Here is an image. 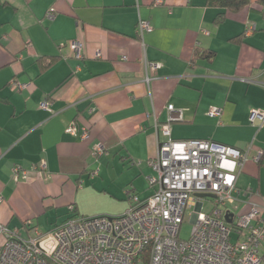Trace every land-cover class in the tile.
<instances>
[{
    "label": "crops",
    "instance_id": "crops-1",
    "mask_svg": "<svg viewBox=\"0 0 264 264\" xmlns=\"http://www.w3.org/2000/svg\"><path fill=\"white\" fill-rule=\"evenodd\" d=\"M153 3L0 0L1 224L49 232L75 213L122 214L130 188L149 195L148 161L167 140L169 103L183 112L170 123L172 139L250 148L236 195L264 218V167L255 159L264 126L249 122L252 109L264 110V0L222 22L207 0ZM139 19L151 29L140 32ZM73 40L83 43L81 58ZM198 49L215 56L193 61ZM211 107L221 116H209ZM72 123L77 135L67 131Z\"/></svg>",
    "mask_w": 264,
    "mask_h": 264
},
{
    "label": "built area",
    "instance_id": "built-area-1",
    "mask_svg": "<svg viewBox=\"0 0 264 264\" xmlns=\"http://www.w3.org/2000/svg\"><path fill=\"white\" fill-rule=\"evenodd\" d=\"M162 3L154 0L155 5ZM47 17H54L51 9ZM138 29L144 32L151 25L139 19ZM246 29L254 30L255 24ZM70 47L81 58L83 43L73 40ZM41 108L50 110V102L44 101ZM167 109L162 127L167 140L159 142L158 154L148 161L155 172L149 178V195L128 190V207L122 214L72 217L49 232L32 225L21 233L0 223V234L5 236L0 264H264V218L256 204L236 195L240 194L237 177L250 148L206 139H172L170 123L182 119L183 112L172 103ZM221 113L220 107L208 111L213 117ZM249 122L264 125V110L252 109ZM78 130L73 123L67 127L73 135ZM80 135L87 138L89 132L85 128ZM41 166L45 167L44 161ZM13 172L18 175L19 167ZM205 198L212 202L209 212L203 211ZM241 202L244 207L238 212ZM187 214L192 230L183 239L180 231Z\"/></svg>",
    "mask_w": 264,
    "mask_h": 264
},
{
    "label": "trees",
    "instance_id": "trees-1",
    "mask_svg": "<svg viewBox=\"0 0 264 264\" xmlns=\"http://www.w3.org/2000/svg\"><path fill=\"white\" fill-rule=\"evenodd\" d=\"M250 2H251V0H207V4L208 5L214 6V7L219 9V11H218V13L216 15V19H215L216 22H222L225 19V17L228 15V13H236V12L242 11L244 8L249 6ZM262 11H263V14H264V8H263ZM236 40L240 41L241 39H240V37H237V38L233 39V41H236ZM214 56H215V51L214 50H210V49L199 50L198 49L195 52V55L193 57V61H197L198 59H205L207 61H211L214 58ZM52 60H53V58L50 59V62ZM263 126L264 125H262L261 127H263ZM257 127H259L258 124H257ZM89 137H90V133H89L87 138H89ZM87 138H84V139H87ZM244 149H246V148H244ZM96 153H98V152H96ZM249 153H250V149H249ZM257 163H258V166L264 167V150H263L262 154H260V156L258 157ZM129 190L133 191L134 189L130 188ZM241 192L242 191L240 190V193ZM241 203H240V206H241ZM71 213H75V207H73V210H72ZM77 216H82V215H79V214L75 213V214L69 216L66 220H68V219H70L72 217H77ZM65 221H63V222H65ZM26 226H27L26 227L27 230H29L31 228V226L28 225V224ZM21 233H23V232H21Z\"/></svg>",
    "mask_w": 264,
    "mask_h": 264
},
{
    "label": "rangeland",
    "instance_id": "rangeland-1",
    "mask_svg": "<svg viewBox=\"0 0 264 264\" xmlns=\"http://www.w3.org/2000/svg\"><path fill=\"white\" fill-rule=\"evenodd\" d=\"M151 176H155V172L152 170V174ZM151 183H150V180H148V187H150ZM151 188V187H150ZM238 188V187H237ZM152 190V189H151ZM241 200H243L242 198H240ZM204 202V208H203V211L205 212H209L212 208V202H211V199H208V198H205L203 200ZM241 206L242 208L244 207V205L241 203ZM239 206V210L238 212L240 211V207ZM261 211V210H260ZM191 212V211H190ZM191 230H192V223H191V220H190V214H187L185 219H184V222H183V225L181 227V231H180V236L183 238V239H188L190 234H191Z\"/></svg>",
    "mask_w": 264,
    "mask_h": 264
},
{
    "label": "water",
    "instance_id": "water-1",
    "mask_svg": "<svg viewBox=\"0 0 264 264\" xmlns=\"http://www.w3.org/2000/svg\"><path fill=\"white\" fill-rule=\"evenodd\" d=\"M198 196L199 197H205L206 195H204V194H198ZM207 196H212V195H207ZM227 221L228 222H231L232 220H231V218L227 217Z\"/></svg>",
    "mask_w": 264,
    "mask_h": 264
}]
</instances>
